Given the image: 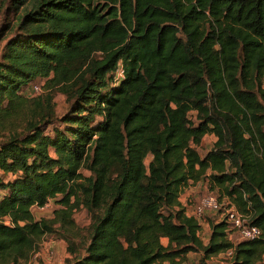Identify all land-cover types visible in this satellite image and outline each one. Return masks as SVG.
Segmentation results:
<instances>
[{
	"label": "trees",
	"instance_id": "1",
	"mask_svg": "<svg viewBox=\"0 0 264 264\" xmlns=\"http://www.w3.org/2000/svg\"><path fill=\"white\" fill-rule=\"evenodd\" d=\"M0 5L23 9L0 30V264L27 262L48 234L69 264H184L197 250L209 264L227 249L229 264H264V0ZM203 178L262 235L234 241L209 219L204 242L179 199ZM50 199L53 215L35 217ZM78 207L83 252L64 233Z\"/></svg>",
	"mask_w": 264,
	"mask_h": 264
},
{
	"label": "rangeland",
	"instance_id": "2",
	"mask_svg": "<svg viewBox=\"0 0 264 264\" xmlns=\"http://www.w3.org/2000/svg\"><path fill=\"white\" fill-rule=\"evenodd\" d=\"M23 11L22 8H19L16 13H13L11 10L6 9V5H0V30L2 26L4 25L5 22H9V25L14 23L15 17L18 13H21ZM11 31L10 26L3 28V34L7 35ZM44 84V79L39 78L33 81L32 85H38L39 87V93H42L45 91V88L43 86ZM31 85V86H32ZM264 86V84H263ZM28 88L27 90L29 91ZM54 105H55V111L56 114L61 115L68 107V102L65 99V95L60 92L56 91L54 95ZM215 139V136L212 134H208L204 137L202 140L201 144L199 145V151L203 154L208 150L211 146L212 143ZM150 155L147 156L146 162L150 160ZM84 173H89L88 170L83 169ZM206 193H212L214 194L218 199L219 197L221 198L219 201H226V197L224 195H221V191L218 188L212 189L210 188V184L206 178H203L199 180L198 182H192L190 183L186 188H184L180 194V202L181 204L185 207L186 205H194L198 202L199 198ZM58 207V204L54 201V199H50L47 204L44 206H33V212L35 217H51L53 215V209ZM215 215H211L206 213L203 215L202 220L200 221V228H199V235L201 239L206 242L208 237H209V232H210V225L209 223L207 224V221L209 219H215ZM74 218H75V226L70 228L67 231H64L71 239L73 240V247L77 248L78 251L83 252L82 244L85 243L89 239L88 235V224L90 222V217L89 213L87 210L83 207H78L74 211ZM56 237V238H54ZM230 237L232 240H237L239 239L238 235L236 232H232L230 234ZM49 238L52 239H60L61 236H57L54 234H48L45 235L43 240L41 242H48ZM63 238V237H62ZM163 242L166 243V238L161 239ZM47 245V244H46ZM55 249V256L54 260L51 261V264H56L55 259L56 255H58V252H56ZM201 257V252L200 251H190L187 254V260L184 262V264L188 263H195L197 264L198 259ZM229 259L228 257L223 254V253H217L212 255L209 258V264H229Z\"/></svg>",
	"mask_w": 264,
	"mask_h": 264
},
{
	"label": "built area",
	"instance_id": "3",
	"mask_svg": "<svg viewBox=\"0 0 264 264\" xmlns=\"http://www.w3.org/2000/svg\"><path fill=\"white\" fill-rule=\"evenodd\" d=\"M122 70L120 69L118 74L121 75ZM35 91H39L38 85H33ZM47 204V203H46ZM44 206V205H43ZM185 212L187 215L196 218L199 223L206 213L215 215V221L226 220L228 223V232L230 234L234 231L237 233L239 239H254L260 237L263 230L260 226L251 223L249 215L239 211L234 204L230 203L229 200L219 201V199L212 193L203 194L198 202L194 205H186ZM4 221L9 223L8 217H4ZM220 253L225 254L229 261L232 255V250L227 249ZM55 250L53 247L41 242L37 249L33 251L30 258L25 262L26 264H51L54 260ZM195 264V263H188Z\"/></svg>",
	"mask_w": 264,
	"mask_h": 264
},
{
	"label": "crops",
	"instance_id": "4",
	"mask_svg": "<svg viewBox=\"0 0 264 264\" xmlns=\"http://www.w3.org/2000/svg\"><path fill=\"white\" fill-rule=\"evenodd\" d=\"M208 135V134H207ZM210 135V134H209ZM213 135V134H212ZM215 140V139H214ZM180 199V197H179ZM209 222L207 221V224ZM56 238V237H54ZM163 239L166 238V243L168 241L167 237H162ZM161 238V239H162ZM43 240V239H42ZM49 241L46 242L47 245L56 248V252H58V255H56V259H55V263L56 264H69L68 262V258L71 257L70 253L67 251V244L64 238H60V239H52L49 238ZM163 242V241H162ZM164 244H166L165 242H163ZM55 250V249H54ZM21 264H26V263H21Z\"/></svg>",
	"mask_w": 264,
	"mask_h": 264
}]
</instances>
